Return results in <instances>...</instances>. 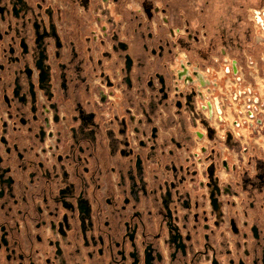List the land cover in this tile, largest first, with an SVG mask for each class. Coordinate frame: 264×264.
Listing matches in <instances>:
<instances>
[{"label": "flooded vegetation", "instance_id": "1", "mask_svg": "<svg viewBox=\"0 0 264 264\" xmlns=\"http://www.w3.org/2000/svg\"><path fill=\"white\" fill-rule=\"evenodd\" d=\"M151 13L0 0V264H264V131L197 107Z\"/></svg>", "mask_w": 264, "mask_h": 264}, {"label": "built area", "instance_id": "2", "mask_svg": "<svg viewBox=\"0 0 264 264\" xmlns=\"http://www.w3.org/2000/svg\"><path fill=\"white\" fill-rule=\"evenodd\" d=\"M251 9L264 14V8L253 7ZM250 19L255 28V43L252 44V47L259 45L264 53V35L256 29L255 19L251 17ZM202 30L199 38L206 37V32ZM179 32H181L180 28L172 29L171 34L174 39ZM215 62L216 66L208 65L203 69L190 63L186 52L177 50L171 61V67L175 69L176 74L175 83L185 90L195 91L197 107L206 116L211 118L212 116H220L222 120L230 121L225 111L228 107H231L235 116L232 120L236 126V129H234L236 136H246L247 134L251 136L255 132L261 133L264 131V83L258 86L247 81L241 73L242 67L236 58L224 55L222 59L218 58ZM183 66H186L190 75H192V82L178 78L177 71L181 70ZM195 67L203 75L206 81L204 85L193 74ZM242 102L246 103V109L242 110L243 107H239L240 110L236 111L235 103L241 105Z\"/></svg>", "mask_w": 264, "mask_h": 264}, {"label": "crops", "instance_id": "3", "mask_svg": "<svg viewBox=\"0 0 264 264\" xmlns=\"http://www.w3.org/2000/svg\"><path fill=\"white\" fill-rule=\"evenodd\" d=\"M264 2V0H263ZM163 3L165 6L166 17L168 19L166 27L170 28H182L179 32V38L185 37L187 41L198 44L197 50L193 53L197 54L198 59L208 65L215 64V60L222 59L223 53L230 58H237L241 64L243 77L253 83L260 86L264 83V53L262 48L257 45L252 47L251 36L253 31L250 28L246 29L240 26V22H243L241 16L237 11L233 10V6L230 7L228 0H149V4L154 8L157 4ZM214 4L222 7L221 12L217 16L211 19L214 22L212 30H209L204 21H202L203 13L207 9L210 10L214 7ZM258 5V4H254ZM261 7V6H256ZM230 10L229 15H225ZM176 12L181 15L180 23L174 22L169 13ZM226 11V12H224ZM255 10H252V18L255 19ZM157 16V15H156ZM247 21V20H246ZM257 25V23H256ZM258 26V25H257ZM201 27H204L207 31V37L202 41L196 43L193 38L190 39L185 32L187 29L190 33L197 32ZM242 29H241V28ZM259 27V26H258ZM233 44L236 47H241V57L237 54H232L228 49V45ZM183 50H187L183 48ZM188 51V50H187ZM264 146V135L257 136Z\"/></svg>", "mask_w": 264, "mask_h": 264}, {"label": "rangeland", "instance_id": "4", "mask_svg": "<svg viewBox=\"0 0 264 264\" xmlns=\"http://www.w3.org/2000/svg\"><path fill=\"white\" fill-rule=\"evenodd\" d=\"M212 1H214V0H212ZM228 1H230V3H228L230 5V7H232L231 4L234 5L233 6V10L237 11L238 15L241 16V19H242L243 22L239 23L240 26H243L246 29L250 28L251 31H253V33H255V28L253 26V22L250 19V17L252 18V9L251 8L256 7V6H261V8H264L263 0H228ZM142 2H143L144 6L146 8L148 19H151L152 18V13H151V4H149V0H142ZM254 4H258V5H254ZM157 5L161 6V5H164V4L163 3H159ZM221 9H222V7L217 6V5L214 4V7H212L210 10L207 9L206 11H204V13H203L204 15H203L202 21L205 22V24L207 25L209 30H212L211 26L215 25L214 22L211 21V19L214 18V16H217L218 13L221 12ZM250 9H251V14H250ZM122 12L124 13V15L126 16L127 19H130L128 12L125 10V8L123 6H122ZM224 12H226V11H224ZM169 13L171 14V17L174 20V22L180 23L181 15L179 13H176V12L172 13V11H170ZM229 13H230V10H228L227 13H225V15L228 16ZM255 26H256V29L258 30V32L264 35V30H262L261 27H258L256 25V21H255ZM202 29L204 30V27H201L198 31H201ZM161 31L164 32L165 30L162 28ZM251 37H252L251 38L252 39L251 42L253 41L251 44H254L255 43V39L253 37V34H252ZM141 40H142L141 30H139L138 32L135 33V35L131 39V41L133 43L132 47H133V50H134L135 54L140 56V57H143L144 54H143V49L141 48ZM179 44H180V46L182 48H185V49L189 50V52L191 53V58H193V59L195 58L194 55H193V51L197 50L198 44H194V43H191V42L187 41V39L185 37H183V36L179 38ZM228 49L230 50V52L232 54L239 55L240 59L242 60L241 47L237 48L236 45H233V44L229 43ZM151 66H159V65H156V63L155 64H150L149 66H146L145 68H142V69L143 70H147V68H149ZM234 107L237 108L236 111L240 110L239 107H243L242 110H245L246 109V103L244 104L242 102L241 105L239 103H235ZM225 112L227 113L228 119L231 121V123H229L227 126L230 125V127H232L233 129H236V126H235V124H234V122L232 120L233 117H235V116H234V114L232 112L231 107H228V109H226ZM169 115L170 116H169L168 122H171L173 115H172L171 112H170ZM180 120L181 121L184 120L182 115L180 116Z\"/></svg>", "mask_w": 264, "mask_h": 264}, {"label": "water", "instance_id": "5", "mask_svg": "<svg viewBox=\"0 0 264 264\" xmlns=\"http://www.w3.org/2000/svg\"><path fill=\"white\" fill-rule=\"evenodd\" d=\"M130 64H131V58L128 55L127 56V69L130 68ZM193 74L200 80V82L203 85L206 83L205 79L203 78V75L200 73V71H198V68H196V67L194 68ZM184 75H185V78H184L185 81L189 80V81L192 82L193 77H192V75H190L188 69L185 66H183V69H181V70L178 71V77L180 79H182L184 77ZM179 105H180V102H179Z\"/></svg>", "mask_w": 264, "mask_h": 264}, {"label": "bare ground", "instance_id": "6", "mask_svg": "<svg viewBox=\"0 0 264 264\" xmlns=\"http://www.w3.org/2000/svg\"><path fill=\"white\" fill-rule=\"evenodd\" d=\"M254 13H255V21L257 25L261 27L262 30H264V14L261 13L260 11L259 12L255 11Z\"/></svg>", "mask_w": 264, "mask_h": 264}]
</instances>
